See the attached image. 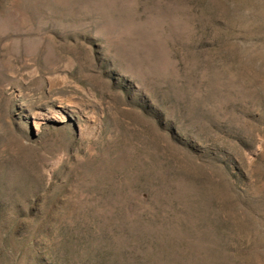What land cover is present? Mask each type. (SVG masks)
I'll use <instances>...</instances> for the list:
<instances>
[{
	"label": "rangeland",
	"instance_id": "374dc122",
	"mask_svg": "<svg viewBox=\"0 0 264 264\" xmlns=\"http://www.w3.org/2000/svg\"><path fill=\"white\" fill-rule=\"evenodd\" d=\"M0 264H264V0H0Z\"/></svg>",
	"mask_w": 264,
	"mask_h": 264
}]
</instances>
